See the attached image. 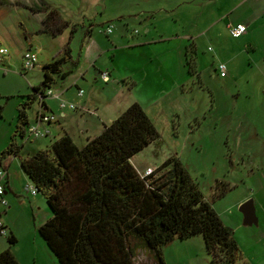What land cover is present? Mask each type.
I'll return each mask as SVG.
<instances>
[{
	"label": "rangeland",
	"instance_id": "1",
	"mask_svg": "<svg viewBox=\"0 0 264 264\" xmlns=\"http://www.w3.org/2000/svg\"><path fill=\"white\" fill-rule=\"evenodd\" d=\"M44 1L62 8L66 16L74 21H81L91 13L95 18L93 24L97 25L93 31L94 39L107 44L109 38L104 34V27L108 23L117 27L116 32L123 30L126 33L128 27L131 35L136 30L143 33L141 27L147 22L146 9L156 7L158 10L157 5H163V0ZM166 1L168 4L180 3V0ZM190 1L173 7L172 11H160L152 25L147 22L153 26L151 29L159 41L151 44L152 48L157 49L167 68L175 69L170 73L174 75L175 81H180V87L148 110L160 134V141L137 154L132 164L139 174H144L149 168L155 172L170 157H178L225 225L233 230L244 261L248 264H264V0H247L246 5L235 8L231 18L248 28L247 35L240 38L231 36L227 28L229 17L220 16L235 6L222 7L215 1ZM211 3L217 9L211 21L209 16L205 22L187 19L185 24L177 23L180 12L187 16L192 11L200 16L206 8L203 4ZM6 4L4 6V0H0V10H5L7 15L6 22L0 23V48L8 46L10 49L7 48L8 57L0 56V153L6 149L15 131L19 105L33 92V87L39 86L43 80L41 68L24 72L21 63L25 43L23 34H27L32 13L37 14L38 10H42L41 3L39 0H6ZM41 18L43 16L39 14L36 19ZM207 18L205 16V20ZM139 21L142 24L137 25ZM212 21L214 27L208 34L207 29ZM32 23L38 26L36 22ZM89 24L90 21L86 23L87 26ZM180 29L184 31L181 35L188 40L186 52L183 42L175 41L177 30ZM161 31L166 33V38L161 37ZM191 36L197 44V55L194 54ZM5 37L8 40L3 41ZM68 37V32L54 40L46 35L34 37L33 44L42 49L40 64L48 52L62 49ZM160 39H165L166 43ZM181 48L186 59V71L181 73L186 75L179 78L177 62ZM169 50L173 54H169ZM173 63L176 67H173ZM222 64L227 68L225 77L219 71ZM111 66L109 55H104L96 63V67L103 70L101 74L110 73ZM88 69L86 81L89 84L81 82L82 96H79L75 87L63 95H57L61 94L60 89L53 90L47 103L53 107L54 114H75L71 110L72 104L85 102L89 97L93 101L91 107H96L92 113L97 114L99 108L103 114L113 112V117L118 115L116 112H124L133 103H138L127 94L128 84L123 79L116 80V73L110 77L111 82L105 85L107 82L102 76L99 80L95 76L97 72L91 66ZM170 81L168 79L162 85L172 89ZM154 82H158V78ZM122 90L126 92L125 95L121 94ZM103 93L104 97L100 100L98 97ZM63 103L65 108H62ZM38 110L39 103L36 102L29 109L31 121H34ZM18 141L24 144L22 156L26 157L36 152L32 150L35 147L47 150L56 139L52 135L37 139L18 138ZM11 161L21 168L19 159L12 158L6 163ZM4 180L0 179V184L5 186ZM33 196L27 191L21 196L7 192L4 196L7 206L0 202V223L7 225V233L0 235V253L10 247L8 235L13 232L18 244L12 247V252L18 255L20 264H59L39 234L43 213L38 212L34 200L38 197L43 208L46 205L49 208V205L41 194ZM249 200L254 201L258 224L247 226L240 207ZM164 258L166 264H213L201 235L185 240L177 238L165 246ZM136 262L156 264L154 254L148 250L141 252Z\"/></svg>",
	"mask_w": 264,
	"mask_h": 264
},
{
	"label": "trees",
	"instance_id": "2",
	"mask_svg": "<svg viewBox=\"0 0 264 264\" xmlns=\"http://www.w3.org/2000/svg\"><path fill=\"white\" fill-rule=\"evenodd\" d=\"M39 1L45 29L38 33L56 38L69 30L70 35L62 54L43 66L41 84L19 105L15 131L0 153V170L6 171L9 159H19L23 173L46 199L52 217L38 231L59 264H138L137 257L146 250L156 264H166L165 246L198 235L213 264H248L233 230L178 157H170L153 175L140 176L132 159L158 143L160 134L139 103L82 147L65 133L47 150L22 156L24 144L18 138L30 139L29 109L38 102V114H47L42 109H48L49 91L79 64L71 46L77 25L62 8ZM8 243L0 264H20L12 252L18 244L13 232Z\"/></svg>",
	"mask_w": 264,
	"mask_h": 264
},
{
	"label": "crops",
	"instance_id": "3",
	"mask_svg": "<svg viewBox=\"0 0 264 264\" xmlns=\"http://www.w3.org/2000/svg\"><path fill=\"white\" fill-rule=\"evenodd\" d=\"M195 1V0H193ZM197 1V0H196ZM201 2H214L215 4H222V7H230L233 5L235 6L234 8L230 9L225 15H220L222 18L229 17V21L227 22V28L229 29L230 26H236V25H243L242 22H238L233 20L232 13L234 12L235 8L237 7H242L244 4L246 5L247 0H200ZM163 5L160 3L158 4V10L155 9L156 7H148L146 12L148 13L146 15V20L147 22L152 25V23L155 22L157 13L160 11H165L169 12L174 10L173 7H178L180 4L189 2L191 3L190 0H180V3L178 4H168L166 0H163ZM214 3H211L210 5H204L203 7H206L203 13H201V18L196 19L198 16V13H193L191 11V15H184L183 12H180L177 17V23H182L185 24V21L187 19L193 20L194 22L199 21L201 19L202 22H205L209 20L210 21L214 15V12L216 9ZM4 6H7L6 0H4ZM215 7V8H214ZM221 7V8H222ZM1 9V8H0ZM176 9V8H175ZM220 10V9H218ZM196 12V11H195ZM221 12V11H219ZM193 13V14H192ZM40 15L43 16L41 20H37L36 18ZM150 14V16H149ZM205 16L208 18L205 20ZM6 12L5 10H0V23H5L6 22ZM124 18V16L122 17ZM32 19V20H31ZM29 19L28 22V31L27 34H23V38L25 43L24 45V51L21 55V59L23 57L24 52L28 50H39V55L42 53V49L40 47H36L33 44V38L34 37H39V35H46L50 38L51 34L49 33H38L40 31H44L45 25H44V19H45V14L44 13H32V17ZM90 21L89 26L86 25L87 22ZM95 18L91 16V13L89 14V17L84 16L81 21H74L72 22L77 25V32L74 36V39L72 41V56L73 59L76 60L79 58V64L76 67H73V72L72 74L66 79L61 84H58L53 90L60 89L61 94L57 95H63L64 93H68L73 87H75L78 91L82 90L81 88V82L88 83L87 80V74L89 73V66L94 69L99 77L100 80V74L101 71L96 67V63L98 62L99 59L103 58V56H111V63H112V70L110 71V77L112 78L113 74L116 73V76L118 77L116 80L123 79L124 83L128 86V92L127 94L131 97L133 100L138 102L144 110L149 114L148 110L153 107V105L156 107L158 105L159 100L162 98H165L168 96L174 89H177L180 87L179 83L180 81H175V77L170 71L175 70V69H169L163 63L162 58H160L159 53H157V49L154 50L151 46L153 43H158L159 41L156 39V35L154 31L151 29L153 26H149V23H145V25L141 28H143V33L141 31L136 30L134 34L131 35L129 32L128 27L126 28V33L123 32V30L116 32L117 27L112 24L108 23L106 27H104V34L109 38L108 41L109 43H102L98 42L96 39L93 37V31L95 27L97 26L94 23ZM33 22H36L38 25L33 26ZM137 21V18H136ZM136 24V23H135ZM142 24V21H139L137 25ZM213 21L212 24L209 26V29H207V33H210V30H213ZM109 26H113V31L111 34L107 35L105 33L106 29ZM246 26V25H245ZM247 27V26H246ZM212 28V29H211ZM188 29V26H187ZM191 29V28H189ZM87 30L89 33H86ZM209 30V31H208ZM69 33L70 31L67 30L65 31ZM177 37L176 40H180L183 42L185 45V52L188 47L187 39L181 35V32H184L183 29L177 30ZM248 32V28H247ZM247 32L245 35H247ZM163 34L161 37L166 38V33L162 32ZM186 33H189V30L186 31ZM112 36V37H109ZM173 36V35H172ZM172 36L170 38H172ZM3 39V41H6L8 39ZM51 38L54 40V38L51 36ZM69 38V37H68ZM187 38V37H186ZM192 41L194 40V37H190ZM162 40V43H166L165 39H160ZM81 42V44H80ZM66 45V44H65ZM193 47H194V54L197 55L198 49H197V44L193 41ZM193 47H191L193 49ZM1 48H4L2 46ZM8 48V46H7ZM9 49V48H8ZM63 49L59 50H54L51 52L47 53L46 59L42 61L36 68H43V66L49 62H51L55 57H58L62 54ZM173 49V48H170ZM10 50V49H9ZM169 54H173L172 50H169ZM81 54V56H80ZM166 54V53H164ZM180 57H179V63L177 62L178 66V71H179V78H182L185 76V73H181L186 71L185 70V63L186 59L183 57V50L182 48L180 49ZM80 56V57H79ZM186 56V54H185ZM40 58V56H39ZM22 63V60H21ZM151 63H154L151 65ZM175 64L173 63V67ZM172 67V68H173ZM176 67V66H175ZM35 68V69H36ZM34 70V69H33ZM169 72V73H168ZM92 73V72H91ZM107 82L105 85H108L111 82ZM158 78V82H154V79ZM168 79H170V85L172 89H167L166 86L162 85V82H166ZM98 81V79H95ZM89 84V83H88ZM125 86V85H124ZM122 86V88H124ZM35 87V86H34ZM178 90V89H177ZM83 91V90H82ZM126 93L124 90H122V95H125ZM106 96V95H105ZM104 97L103 95L99 96L98 98ZM124 98V96H123ZM130 98V97H129ZM128 98V99H129ZM97 99V97H95ZM93 101L89 97L87 101L82 102L80 104L74 105L72 104V109L75 114H72L70 112H67L66 114H54L55 111L53 107L49 106L46 100V105L48 109H42L47 115H54L56 116V121L48 124L45 126V128L48 129L49 131V136L54 135V138L58 140L61 136H63L65 133L69 134L74 141L79 145V146H84L89 140H92L96 137H98L105 129V126H109L117 117L119 116L120 113L116 112L115 117L113 112L111 114H103L100 109L97 112V114L92 113L93 108H96L95 105L92 106ZM40 106L39 110L35 116L34 121H31V124L35 123L38 118V113L40 111ZM33 151H39L42 150L40 147H35L32 149ZM8 168L6 169V177H5V189L6 193L7 192H12L16 196H21V193H24L26 191V188L29 185L30 181L26 177V175L23 173L22 169L17 167V164H15L13 161L7 163ZM17 167V168H16ZM36 196V195H34ZM33 196V197H34ZM44 199V198H43ZM36 201V206L38 212L43 213L42 221L40 225H44L51 217L52 213L50 212L48 206L46 205L45 208L41 207L42 202L41 200H38V197L35 198ZM46 202V200H44ZM39 225V227H41ZM4 227L7 228V225L4 224ZM1 235V234H0ZM14 256L16 259L20 262L18 255H16L13 252Z\"/></svg>",
	"mask_w": 264,
	"mask_h": 264
},
{
	"label": "built area",
	"instance_id": "4",
	"mask_svg": "<svg viewBox=\"0 0 264 264\" xmlns=\"http://www.w3.org/2000/svg\"><path fill=\"white\" fill-rule=\"evenodd\" d=\"M113 31V26H109L105 33L107 35L111 34ZM229 32L231 34L232 37L234 38H240L242 37L244 34H246L247 32V27L244 25H236V26H230L229 27ZM0 56L1 57H8L9 56V50L7 48H0ZM39 64V50L35 49V50H28L23 54L22 57V70L24 72H29L33 69H35ZM219 71L221 73L222 77L226 76V71L227 68L224 64L219 66ZM102 78L104 79L105 82H109L110 80V73L106 72V73H102L101 74ZM50 96L53 95V91H49L48 93ZM83 95V91L80 90L79 91V96ZM66 105L65 103L62 104V108H65ZM56 121V116L54 115H47V114H40L37 118V121L33 124H31L28 129H27V133H28V138L31 139H37V138H46L49 135V131L47 128H45L46 125L52 123ZM154 174V170L149 168L148 170H146L144 172V174H140V176L145 179L151 175ZM7 175L6 171L4 170H0V179L5 178ZM26 191L29 192L32 195H37L38 192L36 190V188L32 185L28 186L26 188ZM6 193V189L4 185L0 184V202L2 205L7 206V201L4 198ZM7 233L6 230H4V224L0 223V234L1 235H5Z\"/></svg>",
	"mask_w": 264,
	"mask_h": 264
},
{
	"label": "water",
	"instance_id": "5",
	"mask_svg": "<svg viewBox=\"0 0 264 264\" xmlns=\"http://www.w3.org/2000/svg\"><path fill=\"white\" fill-rule=\"evenodd\" d=\"M240 212L244 215V224L247 226L258 224L256 209L253 200L245 202L240 207Z\"/></svg>",
	"mask_w": 264,
	"mask_h": 264
}]
</instances>
